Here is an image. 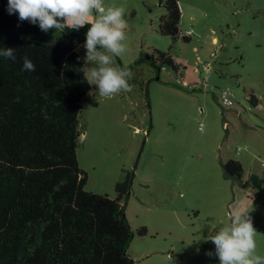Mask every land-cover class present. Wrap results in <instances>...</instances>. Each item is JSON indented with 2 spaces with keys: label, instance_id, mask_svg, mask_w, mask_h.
<instances>
[{
  "label": "rangeland",
  "instance_id": "374dc122",
  "mask_svg": "<svg viewBox=\"0 0 264 264\" xmlns=\"http://www.w3.org/2000/svg\"><path fill=\"white\" fill-rule=\"evenodd\" d=\"M165 1L104 0L123 7L128 22L127 51L114 66L158 50L169 51L178 70L156 75L143 64L131 70L132 90L111 98L90 85L78 117L84 190L115 199L123 171L134 169L122 201L135 233L127 251L133 264H219L206 255L215 245L203 237L230 224L237 209L252 217L256 255L264 257V189H243L222 168L237 160L243 181H264V0H179L188 42L159 34ZM222 90L234 95L229 108L221 105Z\"/></svg>",
  "mask_w": 264,
  "mask_h": 264
},
{
  "label": "trees",
  "instance_id": "16d2710c",
  "mask_svg": "<svg viewBox=\"0 0 264 264\" xmlns=\"http://www.w3.org/2000/svg\"><path fill=\"white\" fill-rule=\"evenodd\" d=\"M163 7L159 34L188 42L180 30L179 0H166ZM7 8L8 0H0V46L15 49L16 56L0 57V264H133L127 251L135 233L122 201L134 169L123 171L117 197L110 199L84 190L87 175L77 160L78 117L91 89L77 71L83 65L77 49L90 25L44 33ZM25 56L35 71L21 70ZM143 64L156 75L163 68L178 70L169 51H141L127 68ZM250 101L259 105L253 94ZM222 168L243 189H264L255 175L242 180L239 161ZM136 234L143 237L147 230Z\"/></svg>",
  "mask_w": 264,
  "mask_h": 264
},
{
  "label": "clouds",
  "instance_id": "9594fccd",
  "mask_svg": "<svg viewBox=\"0 0 264 264\" xmlns=\"http://www.w3.org/2000/svg\"><path fill=\"white\" fill-rule=\"evenodd\" d=\"M10 15L18 14L20 22L27 21L47 33L51 29L63 32L66 28L79 31L90 25L83 45L84 64L77 69L89 85L96 86V94L111 98L121 91L130 92L133 78L130 68L114 66L115 58L127 51L125 30L128 22L123 7L105 6L104 0H8ZM99 46V50H98ZM0 57L15 61V49L0 46ZM79 59V58H78ZM22 71H35V65L23 57ZM230 224L209 231L205 242L215 245L219 264H264V257L256 255V234L252 217L234 210L229 213Z\"/></svg>",
  "mask_w": 264,
  "mask_h": 264
},
{
  "label": "built area",
  "instance_id": "2783aa9c",
  "mask_svg": "<svg viewBox=\"0 0 264 264\" xmlns=\"http://www.w3.org/2000/svg\"><path fill=\"white\" fill-rule=\"evenodd\" d=\"M221 105L224 107H231L234 104V95L228 90H222L220 92ZM240 149H237V153Z\"/></svg>",
  "mask_w": 264,
  "mask_h": 264
}]
</instances>
